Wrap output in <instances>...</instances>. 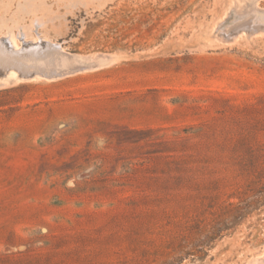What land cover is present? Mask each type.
Segmentation results:
<instances>
[{
	"label": "rangeland",
	"instance_id": "rangeland-1",
	"mask_svg": "<svg viewBox=\"0 0 264 264\" xmlns=\"http://www.w3.org/2000/svg\"><path fill=\"white\" fill-rule=\"evenodd\" d=\"M0 39L90 65L0 73V264H264V0H0Z\"/></svg>",
	"mask_w": 264,
	"mask_h": 264
},
{
	"label": "bare ground",
	"instance_id": "bare-ground-1",
	"mask_svg": "<svg viewBox=\"0 0 264 264\" xmlns=\"http://www.w3.org/2000/svg\"><path fill=\"white\" fill-rule=\"evenodd\" d=\"M89 68L88 63L66 53L51 42L43 41L41 44H29L19 48L10 47L0 39V73L4 77L11 75L10 77L19 80L30 76L59 78ZM13 77L11 79L14 80Z\"/></svg>",
	"mask_w": 264,
	"mask_h": 264
}]
</instances>
